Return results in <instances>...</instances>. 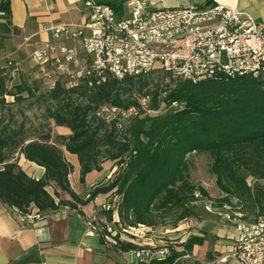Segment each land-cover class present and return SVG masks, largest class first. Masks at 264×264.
<instances>
[{
    "label": "trees",
    "instance_id": "trees-1",
    "mask_svg": "<svg viewBox=\"0 0 264 264\" xmlns=\"http://www.w3.org/2000/svg\"><path fill=\"white\" fill-rule=\"evenodd\" d=\"M0 13L9 21L8 2H1ZM15 69L12 62L0 67V202L7 208L21 215L37 209L43 215L69 207L84 215L81 207L106 195L110 201L118 198L123 228H154L173 210L182 213L179 221L185 220L195 217L196 191L210 199L202 186L190 180L191 157L207 155L221 194L216 204L236 198L264 213V75H218L197 83L171 79L165 83L168 75L161 70L122 79L106 73L100 85L89 86L90 81L96 82L94 77L83 78L72 88L62 81L40 98L38 88L25 81L10 85ZM154 75L160 82H155ZM29 98L49 103L48 119L56 128L68 129L70 135L31 136L15 115L6 119L8 108ZM145 98L147 106L143 107ZM104 108H116L119 113L109 121L111 117L101 113ZM132 109L135 114L123 119L121 113ZM64 149L78 157L82 183L89 173L109 164L106 182L86 197L78 196L69 181L74 168ZM21 157L42 167L43 177L29 175L19 163ZM105 215L112 220V211ZM164 244L170 248L166 258L128 264H203L184 260L186 253L177 251L175 243ZM132 249L136 245L128 242L118 247L123 253ZM215 261L208 252L205 263Z\"/></svg>",
    "mask_w": 264,
    "mask_h": 264
},
{
    "label": "built area",
    "instance_id": "built-area-1",
    "mask_svg": "<svg viewBox=\"0 0 264 264\" xmlns=\"http://www.w3.org/2000/svg\"><path fill=\"white\" fill-rule=\"evenodd\" d=\"M180 1L177 7L153 9L145 0H128L130 17L123 20L117 18L112 6L87 1L88 16L83 24L50 27V40L32 53L47 89H54L62 81L72 88L81 79L92 77L96 82L90 81L89 86L100 85L105 82L106 73L122 79L161 70L168 75V81L193 83L218 75H264V24L215 0ZM146 103V98L141 101L143 107ZM101 113L108 114L110 121L119 110L104 108ZM133 114L134 109L121 113L123 119ZM194 198L206 212L220 215L235 229L232 249L228 257L221 259L222 263L231 259L238 264H264V213L251 221L236 198L220 206L199 191ZM117 207L118 198L96 204L92 215L84 218V224L88 236L99 237L107 249L121 254L119 244L128 241L126 237L131 233L119 224ZM65 211L71 209L65 207ZM110 211L111 221L105 215ZM19 216L29 225L45 220L37 209ZM135 245L136 249L129 254L136 262L161 260L170 252L164 243Z\"/></svg>",
    "mask_w": 264,
    "mask_h": 264
},
{
    "label": "crops",
    "instance_id": "crops-1",
    "mask_svg": "<svg viewBox=\"0 0 264 264\" xmlns=\"http://www.w3.org/2000/svg\"><path fill=\"white\" fill-rule=\"evenodd\" d=\"M2 1L0 0V4ZM87 1L112 6L120 20L130 17L126 6L128 0H4L9 3L10 19L5 20L4 14L0 13V67H4L9 62L13 63L15 70L22 72L27 66L39 67L32 59V53L37 47L50 40L51 33L48 29L55 25L83 24L88 16L85 5ZM145 1L153 9L173 8L181 4L180 0ZM215 3L239 9L252 16L257 22L264 24V0H215ZM57 134L68 136L70 131L66 128H57ZM64 155L74 168L69 181L78 196L84 198L95 186L106 182L108 171L103 166L102 171L89 173L82 183L78 157L65 149ZM19 163L29 175L37 179L43 177L42 167L27 162L23 157L20 158ZM64 198L70 199L68 195ZM106 200L107 196L101 195L96 202L81 207L80 211L84 215L75 211L66 212L65 207H62L58 211L43 214L44 222L34 225H29L15 210L7 208L0 202V264H126L132 262L129 252L120 254L116 250L107 249L99 237L86 234L84 218L92 215L96 204ZM182 222L184 223L168 236L158 237L153 228H134L126 242L132 245H145L157 243L158 240L163 239L178 244L180 251L199 260L205 259L207 253L212 250L223 253L219 244L212 242L213 245H210L211 241L203 234L191 231V228L195 226L191 219H188V222L186 219ZM228 225L231 229L217 228L209 223L205 225L204 232L231 240L226 249L230 253L236 233L234 227L230 223ZM232 262L238 264L236 261L232 260Z\"/></svg>",
    "mask_w": 264,
    "mask_h": 264
},
{
    "label": "rangeland",
    "instance_id": "rangeland-1",
    "mask_svg": "<svg viewBox=\"0 0 264 264\" xmlns=\"http://www.w3.org/2000/svg\"><path fill=\"white\" fill-rule=\"evenodd\" d=\"M13 82L10 84L11 86H15L19 84L21 81L27 82L30 86L34 88H38L37 96L42 98L46 94L47 85L46 81L43 78V74L40 71L39 67H25L24 72L22 71H13L12 73ZM155 82H160L159 79H156V76L154 75ZM165 83L168 82V80H164ZM42 96V97H41ZM8 102L12 103V98H8ZM49 106V103L44 104L42 102L37 103L36 98H29L27 101L20 105H14L11 106V111H5L4 115L6 116V119L8 120V117L10 115H15V120L18 122H24L25 127L27 130V134L31 136H39L41 134H48L51 133L53 138L58 135L57 134V128L55 124L50 121L47 117L46 113V107ZM210 165H211V158L207 155H195L191 157L190 160V180L192 183L202 186L209 194L210 198L216 203L217 200L221 197L220 191L218 190L215 182L214 176L210 172ZM105 168H107L108 174L110 173V165L105 164ZM262 190L264 191V183L261 184ZM114 199V198H113ZM112 199V200H113ZM263 207H264V199H262ZM194 206L192 207L193 212L195 213V217L187 218L186 221L188 222V219H191L195 226L191 228V231L193 233L203 234L206 239L210 240V245H213V243H217L222 247L223 253L215 252V251H209L212 252L214 257L216 258V261L214 263H205V259L201 260L203 264H224L221 262V259L223 257H228L230 253L226 251L227 247L229 246V242L231 240H228L226 237L224 238H218L214 236L212 233H206L204 232V228H206V224L212 223L217 228H227L231 229L229 227L228 223H226L222 217L214 214H209L206 212L201 206L196 205V203H193ZM243 207L244 211L247 214V218L249 220H253L255 217H257L258 214H260V210H258L257 207L253 206L251 202L249 201H243ZM181 212L178 210H173L171 212H167V215H164V218H162L159 221V224L154 227L153 229L156 231V235L158 237L173 234V231L177 229L179 225H181L182 221L185 220H178L181 216ZM205 226V227H204ZM129 233L132 234V231L130 229L125 228ZM130 237L127 236L126 238ZM146 239V238H145ZM150 240V239H149ZM147 240V242H150ZM165 241L162 239L158 240L157 244H163ZM176 246H179L178 244H175ZM212 247V246H211ZM180 250V248L178 247ZM184 260H189L194 262L195 260H199L198 258L191 257L189 255H186ZM234 261V260H233ZM235 264L232 262L231 259H228L226 264Z\"/></svg>",
    "mask_w": 264,
    "mask_h": 264
}]
</instances>
